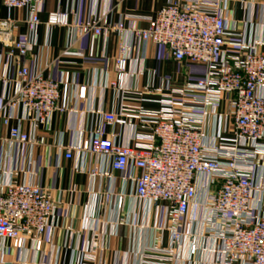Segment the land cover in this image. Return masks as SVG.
<instances>
[{
  "label": "built area",
  "instance_id": "2783aa9c",
  "mask_svg": "<svg viewBox=\"0 0 264 264\" xmlns=\"http://www.w3.org/2000/svg\"><path fill=\"white\" fill-rule=\"evenodd\" d=\"M44 2L0 0V6L27 8L30 15L23 22L0 19V45L9 61V72L0 75V128L9 127V142L34 144L22 119L30 118L38 129L48 126L54 113L70 109V74L56 80L43 70L32 72L28 65L32 41L15 37L21 23L32 34L36 31ZM228 4V0H170L148 19L147 28L132 26L130 43L120 46L116 77L108 86L123 100L139 104L119 113L99 112L103 123L128 130L129 139L119 140L101 127L90 128L64 151L68 160L75 151L104 157L114 172L126 174L136 199L164 212L165 225L157 228V238L170 232L185 262L188 254L201 249L202 235L195 234L190 215L204 189L203 206L212 215L207 220L210 234L224 264H264V182L257 179L264 161V40L252 42L245 32L231 27ZM49 24L70 26L69 14L52 12ZM115 29L122 30L96 20L76 26L78 35L92 37L91 57L97 38ZM140 42L163 47L174 61L198 66L203 73L167 88L123 87L132 52ZM10 66L17 67L15 75ZM8 83L14 84L11 95L5 92ZM145 94L159 96L156 108L143 104ZM19 110L25 118L11 125ZM91 173L104 176L96 168ZM56 208L52 195L34 182L11 178L0 184V242L10 241L19 250L34 244L40 252ZM94 217V210L86 209L82 228L87 218ZM149 253L144 264H173L174 251ZM95 260L96 250L79 264ZM0 264L21 263L0 255Z\"/></svg>",
  "mask_w": 264,
  "mask_h": 264
},
{
  "label": "crops",
  "instance_id": "0c3cea01",
  "mask_svg": "<svg viewBox=\"0 0 264 264\" xmlns=\"http://www.w3.org/2000/svg\"><path fill=\"white\" fill-rule=\"evenodd\" d=\"M170 0H45L40 6L41 24L32 34L21 23L16 39L30 38L32 46L28 65L32 72L43 70L56 80L70 74L69 110L56 112L48 126L34 127V121L25 118L23 110L11 125L28 131L34 144L6 141L9 127L0 128V184L11 178L21 182H34L47 190L57 208L51 220V230L44 237L40 252L35 245L19 250L10 241L0 242V255L21 264H79L84 256L96 250L95 264H144L149 252L174 251L173 264H224L215 251L216 241L210 234L207 220L211 211L203 206L205 190L200 189L191 210L195 234L202 235L201 249L185 262L182 249L172 240L170 232L157 238V228L165 225V214L150 204L138 201L132 181L126 174L114 172L109 161L88 153L74 152L65 158L64 148L74 146L82 132L101 127L119 140H128V130L102 122L99 112L119 113L123 107H136L137 101L123 100L118 91L108 86L116 77L115 59L121 45L130 43V28H147L148 19L154 18ZM228 19L231 27L245 32L254 42L264 40V0H228ZM52 12L69 14L70 26L50 25ZM29 10H10L0 6V19L12 18L23 22ZM88 20L101 25L118 26L95 41V56L91 57L92 37L80 36L77 24ZM264 51V47L262 48ZM6 50L0 45V75L9 72ZM17 67L10 66V73ZM202 68L174 61L163 47L140 42L132 52L122 86L144 89L167 88L182 85L190 77L199 76ZM3 80L0 78V95ZM14 91L8 83L7 95ZM84 93V97H83ZM148 108H156L159 96L145 94ZM2 100L0 98V108ZM257 179L264 182V161ZM96 168L102 175H93ZM97 199L94 203V197ZM94 210L95 217L87 218L82 228L86 209ZM204 236V237H203ZM154 258L151 257V261Z\"/></svg>",
  "mask_w": 264,
  "mask_h": 264
}]
</instances>
